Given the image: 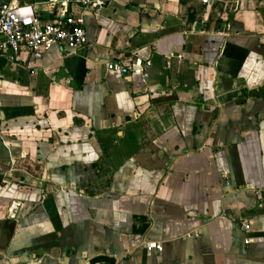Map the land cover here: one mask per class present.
Segmentation results:
<instances>
[{"label":"crops","instance_id":"obj_1","mask_svg":"<svg viewBox=\"0 0 264 264\" xmlns=\"http://www.w3.org/2000/svg\"><path fill=\"white\" fill-rule=\"evenodd\" d=\"M10 1L87 41L1 56L0 264H264V0Z\"/></svg>","mask_w":264,"mask_h":264},{"label":"built area","instance_id":"obj_2","mask_svg":"<svg viewBox=\"0 0 264 264\" xmlns=\"http://www.w3.org/2000/svg\"><path fill=\"white\" fill-rule=\"evenodd\" d=\"M71 1L85 8L98 10L110 0ZM203 2L205 3L206 0ZM86 41L87 33L84 27L78 24L75 17L65 10L59 11L52 19H44L39 13L25 11L24 6L17 1L0 4V56L7 63L17 62L21 54H27L34 60L41 59L43 54L53 46L74 53ZM150 65L149 61L131 62L124 65L120 61L113 60L106 64V68L123 75L138 73L143 79H146L148 74L145 69ZM253 192L255 195L261 196L264 190L253 189ZM144 249L147 252H160L162 242L146 241Z\"/></svg>","mask_w":264,"mask_h":264},{"label":"trees","instance_id":"obj_3","mask_svg":"<svg viewBox=\"0 0 264 264\" xmlns=\"http://www.w3.org/2000/svg\"><path fill=\"white\" fill-rule=\"evenodd\" d=\"M4 64V59L3 58H1V56H0V68H1V66Z\"/></svg>","mask_w":264,"mask_h":264}]
</instances>
